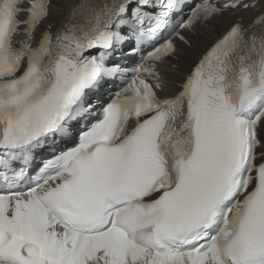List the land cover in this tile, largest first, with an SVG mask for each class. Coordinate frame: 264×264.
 <instances>
[{"label":"snow or ice","instance_id":"snow-or-ice-1","mask_svg":"<svg viewBox=\"0 0 264 264\" xmlns=\"http://www.w3.org/2000/svg\"><path fill=\"white\" fill-rule=\"evenodd\" d=\"M64 3L0 0V264H264V0Z\"/></svg>","mask_w":264,"mask_h":264},{"label":"bare ground","instance_id":"bare-ground-1","mask_svg":"<svg viewBox=\"0 0 264 264\" xmlns=\"http://www.w3.org/2000/svg\"><path fill=\"white\" fill-rule=\"evenodd\" d=\"M78 2L79 0H65L64 6L60 11L53 7L51 9L49 18L44 22V25L51 24L53 26L52 31L55 34V32L62 27L71 7ZM260 10L261 5L258 4L257 8L253 9L252 11L225 12L222 16L214 20L211 25L203 28L198 27V34L195 37H192L194 42L192 48H188L182 43L177 42L178 55L171 62L172 67L169 73L171 79L173 80V84L170 85V92L174 93L176 91V85H178L180 80L183 79L184 75L187 74L192 65L198 59L199 55L225 31L232 21L243 18L245 24H247L255 15L258 14Z\"/></svg>","mask_w":264,"mask_h":264}]
</instances>
